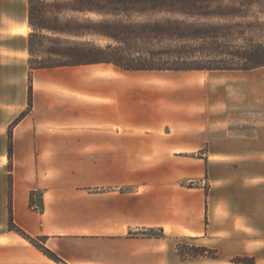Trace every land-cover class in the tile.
Returning a JSON list of instances; mask_svg holds the SVG:
<instances>
[{"label": "crops", "instance_id": "crops-1", "mask_svg": "<svg viewBox=\"0 0 264 264\" xmlns=\"http://www.w3.org/2000/svg\"><path fill=\"white\" fill-rule=\"evenodd\" d=\"M27 11L28 0H0V23L29 28ZM27 55L25 42L0 49L21 84L0 124V264L187 263L178 244L127 237L147 229L214 249L218 257L194 259L206 264L257 257L264 138L223 139L222 75L105 63L31 71ZM27 109L9 159V126ZM9 203L13 223L57 261L9 230Z\"/></svg>", "mask_w": 264, "mask_h": 264}, {"label": "rangeland", "instance_id": "rangeland-1", "mask_svg": "<svg viewBox=\"0 0 264 264\" xmlns=\"http://www.w3.org/2000/svg\"><path fill=\"white\" fill-rule=\"evenodd\" d=\"M32 5L36 15L34 30L23 27L18 31L14 26L9 27L8 23H0V30L11 28L15 31L0 33V49L19 50L24 42L27 47L30 35L35 36L32 39L31 53L27 48L29 69L30 66L38 64L66 62L58 55L50 54V51L74 46L102 49L120 47L132 57H136L137 52L141 53L142 57L148 60L146 62L152 65H171L174 61L168 58L166 53L183 47L188 57L185 61L188 63L224 68L242 67L245 63L243 57L254 48L260 47L264 51V0L216 1L205 5L202 16H183L165 11L144 10L141 12L143 6L115 4L113 0H32ZM176 21H182L188 27L203 29L205 33H214L213 37L217 38L186 42L167 38L148 39L138 41V46L130 52V49H127L129 46L118 44L98 33V31H109L106 24L130 25L132 29L140 30L143 27ZM38 26L45 29L41 30ZM159 52L163 55L160 56ZM203 72L220 74L223 77V97L225 98V112L222 119L223 139L264 138V66L246 71ZM16 73L14 66L0 65V124L6 120L5 106L10 105L15 108L20 105L21 84ZM11 74L15 76L13 81L6 79ZM254 146L255 152H261L263 147L260 142L255 141ZM229 147L227 144V147L223 148ZM33 202L35 206H40L39 194L33 197ZM260 222L261 235L258 236L260 240L254 243L257 257L253 258V264H264V219ZM128 236L158 237L161 238L159 242L166 245L178 244L177 249L180 247L184 255L180 256L181 259L188 260L186 264H206L194 260L200 257H191L195 253H201V247L208 250L206 258L218 257L214 249L204 246L201 242L170 236L166 238L157 229L140 230L129 233ZM161 246L163 244H159V247ZM236 258L238 257L224 259L226 263L223 264H235ZM244 264H250V262L247 261Z\"/></svg>", "mask_w": 264, "mask_h": 264}, {"label": "trees", "instance_id": "trees-1", "mask_svg": "<svg viewBox=\"0 0 264 264\" xmlns=\"http://www.w3.org/2000/svg\"><path fill=\"white\" fill-rule=\"evenodd\" d=\"M216 1H238V0H113L115 4H130V5H139L143 6L141 8V12L145 11H165L170 14H181L183 16H202L204 15L202 12L205 9V5L210 3H214ZM241 1V0H239ZM94 4V3H93ZM95 5V4H94ZM89 11L95 9H88ZM35 9L32 5V0H28V25L31 29L34 30L35 24ZM39 29H45L42 26H38ZM106 28L109 31H98V33L102 36H105L112 41L121 44L123 46H129L127 49L131 52L135 50V47L138 46V41L144 40H152V39H162L167 38L169 40H177L178 42H186L188 40H197V39H214L217 37H213L215 34L203 31L200 28L188 27L182 21H176L174 23H168L163 25H152L143 27L140 30L132 29L130 25H109L106 24ZM214 34V35H213ZM35 36L32 34L28 37L27 40V48L31 53L32 51V39ZM131 47V48H130ZM50 54H56L59 57L66 60V62L58 63V64H38L36 66L31 67L30 70L36 69H45V68H59L66 66H76L81 64H112L120 69L126 71H246L253 70L259 67L264 66V51L260 48H254L249 53L245 54L243 57L245 63L242 67L234 68V67H221V66H202L196 65L194 63H188L187 54L184 52V48L180 47V49L175 50L174 52H168V58L172 59L174 63L171 65H156L147 63L145 58L142 57L141 53L137 52L136 57H132L131 54H126V51L120 47H106V48H97V47H84V46H74V47H63L59 49H54L50 51ZM160 56L163 53H160ZM189 55V54H188ZM174 58V60H173ZM160 60V59H159ZM31 78L29 77V86H28V108L31 107ZM26 112L24 111L17 119L13 121L11 126L9 127L8 139V157L11 158L12 154V145H11V129L17 124L24 116ZM9 197H10V188H9ZM30 207L33 209H41L40 206L34 204L33 202V194H31L30 198ZM9 230L14 231L27 240H29L34 246L40 249L47 257L51 259H56L57 257L46 249L42 244H39L38 241L30 238L25 233H23L12 220L11 206L9 203V222H8ZM197 250V248H195ZM178 252L180 256H184L180 251V247L178 248ZM208 250L205 247H201V253H195L191 255V257H207L206 254ZM209 258H212L210 256ZM253 258L247 257H238L234 261L235 264H244L245 262H250L253 264Z\"/></svg>", "mask_w": 264, "mask_h": 264}]
</instances>
